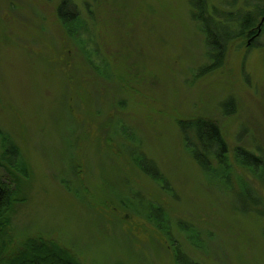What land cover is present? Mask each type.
<instances>
[{"label": "rangeland", "instance_id": "obj_1", "mask_svg": "<svg viewBox=\"0 0 264 264\" xmlns=\"http://www.w3.org/2000/svg\"><path fill=\"white\" fill-rule=\"evenodd\" d=\"M62 1L0 0V133L10 138L5 146L0 138V160L16 145L12 162L27 169L0 166L17 190L1 232L6 255L40 237L81 264H264V187L245 175L256 193L243 196L237 183L203 172L184 144L203 155L190 121L204 118L231 156L239 147L264 154V34L233 40L221 66L199 73L213 62L198 29L234 33L230 22L257 2L208 0L221 18L198 25L191 0H69L110 67L107 80L65 34ZM146 173L162 175L172 196ZM149 201L167 210L181 247L120 205ZM192 230L204 252L184 241Z\"/></svg>", "mask_w": 264, "mask_h": 264}, {"label": "trees", "instance_id": "obj_2", "mask_svg": "<svg viewBox=\"0 0 264 264\" xmlns=\"http://www.w3.org/2000/svg\"><path fill=\"white\" fill-rule=\"evenodd\" d=\"M255 1L257 2V5H255L253 11L245 13V17L242 20L243 22H241V20H232V22H230L233 27H236V29L238 28L234 33L229 32L223 37H217V31H215L216 34H214V32L211 30L209 31L206 27H201L205 31L200 28L198 29L204 34V36H206L208 41L206 43V47L208 48L206 57L213 62L212 64L202 67L199 70L200 74H205L206 72L212 71L222 65L227 53L228 45L233 40L252 36L260 37L264 34V22H262L264 19V6L261 4V1ZM190 5L192 9L191 17L198 25L201 23H211L214 25L217 20L221 18V15H219L216 10H213V12L210 10L208 0H199L198 2L197 0H191ZM70 10H72L73 13H69ZM253 14L255 18L251 16ZM57 17L69 40L82 53L86 62L89 63L92 69L99 76L104 77L107 80L112 79L113 75L108 63L104 57L100 55L98 52L99 50L93 45V34L87 26L86 19L81 16L80 12L71 2H69V0H63L59 4ZM100 62L102 63V66L106 67L105 71L107 72L101 70L100 65L98 64ZM190 122H192L191 124L197 128L196 140L199 146L204 149L205 153L203 152V155H201L193 152L192 148L194 147L191 146L187 139H184L185 148H189V152L192 154L194 160L203 172L207 175H216L225 184H228V182H232V184L237 183L244 191L242 194L245 197H250L252 193H256L245 175L252 177L264 187V154L257 156L251 151L239 147L232 152L231 156L229 146L216 122L204 118H196ZM115 131L119 134L125 135V138L130 145L136 143L138 145L140 144V140L133 134V131L130 128L125 127L124 125H118ZM0 138L4 146L9 143L10 138L8 136L0 133ZM10 148H12L11 152H9V155H11L10 158L5 152L1 154L0 166H5L6 168L9 166L10 171H7H9V173L11 172L12 175H22V172H27V169L24 167L22 169L12 162V157H21V153L16 145L11 146ZM140 158L144 159L143 156H140ZM135 166L144 171L141 165L135 164ZM147 175L160 189H162L163 192L172 196V193L169 190V185L166 183L162 175L158 176L157 173ZM13 180L9 183L0 177V264H81L77 257L69 250L61 247L54 241L45 240L40 237L27 238L21 243L20 248L12 256L6 255L7 244L5 241H2L1 232L8 222L6 218L12 205L15 203L14 195H16L17 190L14 188ZM135 194H137L138 197H142L141 194L137 192H135ZM262 203L263 202L260 199L259 201L256 200L255 206L253 205L256 214L258 211L257 207L262 205ZM120 205L123 210L150 223L161 235H163L171 248L180 246L174 238L173 229L170 225L172 218L167 210L163 209L161 205L151 201L147 203V208L125 202H121ZM180 228L182 229L180 233L186 234L185 230H187V228H185V226ZM188 235H192L191 240L186 238L184 241L192 248L204 252L202 249L203 247L195 241L202 236L200 231L192 230L188 232ZM191 261L192 264H199L192 259Z\"/></svg>", "mask_w": 264, "mask_h": 264}, {"label": "flooded vegetation", "instance_id": "obj_3", "mask_svg": "<svg viewBox=\"0 0 264 264\" xmlns=\"http://www.w3.org/2000/svg\"><path fill=\"white\" fill-rule=\"evenodd\" d=\"M251 38H252V39H255V38H256V36H252Z\"/></svg>", "mask_w": 264, "mask_h": 264}, {"label": "water", "instance_id": "obj_4", "mask_svg": "<svg viewBox=\"0 0 264 264\" xmlns=\"http://www.w3.org/2000/svg\"><path fill=\"white\" fill-rule=\"evenodd\" d=\"M262 22H264V19L262 20Z\"/></svg>", "mask_w": 264, "mask_h": 264}]
</instances>
